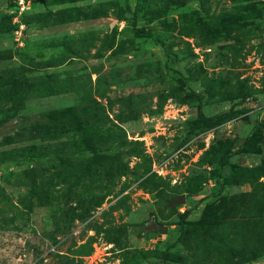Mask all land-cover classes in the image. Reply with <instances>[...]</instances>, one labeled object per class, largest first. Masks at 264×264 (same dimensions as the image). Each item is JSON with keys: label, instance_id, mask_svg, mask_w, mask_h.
Segmentation results:
<instances>
[{"label": "rangeland", "instance_id": "374dc122", "mask_svg": "<svg viewBox=\"0 0 264 264\" xmlns=\"http://www.w3.org/2000/svg\"><path fill=\"white\" fill-rule=\"evenodd\" d=\"M0 264H264V0H0Z\"/></svg>", "mask_w": 264, "mask_h": 264}, {"label": "trees", "instance_id": "16d2710c", "mask_svg": "<svg viewBox=\"0 0 264 264\" xmlns=\"http://www.w3.org/2000/svg\"><path fill=\"white\" fill-rule=\"evenodd\" d=\"M136 6H139V0H136ZM137 33H140L141 36H144L142 34L141 31H137ZM47 95V96H51V92L47 93V94H44V96ZM41 118H42V121L44 122V124L46 126H54L56 127V125L60 124V122H63L64 120L67 119L70 120L72 119L75 123V126L74 128L77 130V132L79 134H81V143L82 145H84V147L91 153L94 154V157L93 159H103L104 156H100V155H96L95 153V147H94V143H93V140L91 138H89L87 135H86V128L82 126V122H81V119H80V112H78L74 107H67V108H64V109H54V110H49V111H46L44 113H42L41 115ZM23 149L21 148H18V149H13V150H9L5 153L2 154L5 155V154H9L10 156L12 157H17L18 155H20L22 153ZM185 224V220L182 219L181 222H180V225L181 227Z\"/></svg>", "mask_w": 264, "mask_h": 264}, {"label": "water", "instance_id": "95a60500", "mask_svg": "<svg viewBox=\"0 0 264 264\" xmlns=\"http://www.w3.org/2000/svg\"><path fill=\"white\" fill-rule=\"evenodd\" d=\"M181 201H183L181 199ZM178 203V202H177ZM151 232H158L160 234L166 233V228L163 226H159L154 217H151L150 220L142 227L141 234H147Z\"/></svg>", "mask_w": 264, "mask_h": 264}, {"label": "built area", "instance_id": "2783aa9c", "mask_svg": "<svg viewBox=\"0 0 264 264\" xmlns=\"http://www.w3.org/2000/svg\"><path fill=\"white\" fill-rule=\"evenodd\" d=\"M23 10V8H21Z\"/></svg>", "mask_w": 264, "mask_h": 264}]
</instances>
